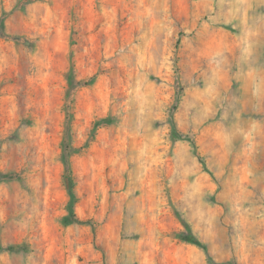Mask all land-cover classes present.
I'll list each match as a JSON object with an SVG mask.
<instances>
[{"label":"rangeland","instance_id":"1","mask_svg":"<svg viewBox=\"0 0 264 264\" xmlns=\"http://www.w3.org/2000/svg\"><path fill=\"white\" fill-rule=\"evenodd\" d=\"M0 264H264V0H0Z\"/></svg>","mask_w":264,"mask_h":264},{"label":"trees","instance_id":"2","mask_svg":"<svg viewBox=\"0 0 264 264\" xmlns=\"http://www.w3.org/2000/svg\"><path fill=\"white\" fill-rule=\"evenodd\" d=\"M67 148V153H71V150H70V147L69 145L68 146H65ZM66 148H65V152H66ZM67 155V154H66ZM68 156V155H67ZM68 192H69V195L71 196L70 198V201H69V207H68V214L66 216L67 218V222H76V223H83V222H86L87 224L90 223L88 220L87 221H83V220H80L75 214H74V211H73V206H74V203H75V195L72 191V186L70 185L69 186V189H68Z\"/></svg>","mask_w":264,"mask_h":264}]
</instances>
